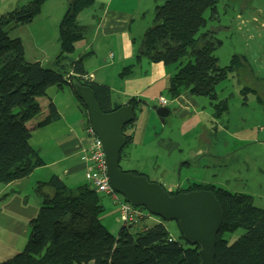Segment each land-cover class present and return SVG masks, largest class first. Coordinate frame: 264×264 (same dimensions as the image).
Returning <instances> with one entry per match:
<instances>
[{
    "label": "trees",
    "instance_id": "1",
    "mask_svg": "<svg viewBox=\"0 0 264 264\" xmlns=\"http://www.w3.org/2000/svg\"><path fill=\"white\" fill-rule=\"evenodd\" d=\"M66 1L65 12L57 25L59 51L51 61L52 69L38 62L28 63L21 40L9 34L14 28L30 24L47 0H31L0 16L1 185L25 180L34 170L44 166L38 151L30 146L29 141L32 131L43 129L60 118L52 102L48 101L44 114L39 105L38 100L46 98V92L51 87L58 91L67 88L74 97L85 133L89 129L87 113L74 93V84L90 88L104 114L123 105H131L133 120L121 128L126 140L123 149L132 143L131 129L138 112L137 99L130 98L123 105L113 102L107 86L83 78L88 76L83 64L85 57L72 58L76 44L85 40L91 28L89 23L80 24L77 17L95 8V0ZM219 1L165 0L157 5L151 26L145 30L140 41L132 40L135 45L133 63L123 67L117 77L120 80L132 77L143 61L161 64L172 71L164 91L167 99L175 100L186 93L194 99H207L215 119L227 113V101L218 100L216 88L229 75L239 76L241 71L250 67L237 53L230 57L228 65H219L214 53L221 46V41L207 29L208 20L217 19ZM98 9H102L101 4ZM206 11L209 13L208 20L204 17ZM32 121L36 123L29 128L27 124ZM83 148L84 182L69 186L55 175L45 182H37L34 192L40 204L36 215L28 222L26 244L19 253L0 264L200 263L198 247L186 243L181 234L180 241L173 240L163 225L164 220L143 207L130 205L114 191L97 192L86 178L91 162L86 146ZM130 173L145 176L134 171ZM164 191L171 197L193 191L210 192L214 196L221 208V223L215 236L213 264H264V209L254 206L252 196L230 193L206 183H190L184 188ZM103 196L113 200L118 207L121 227L116 237L99 219L103 213ZM239 229L244 233L228 244L224 235Z\"/></svg>",
    "mask_w": 264,
    "mask_h": 264
},
{
    "label": "crops",
    "instance_id": "2",
    "mask_svg": "<svg viewBox=\"0 0 264 264\" xmlns=\"http://www.w3.org/2000/svg\"><path fill=\"white\" fill-rule=\"evenodd\" d=\"M27 1L29 0H0V16L25 5ZM126 2L127 0H95V8L98 9L99 4H101L102 9L95 10L94 7L91 9L90 31L87 37L85 36V40L80 43L78 54L72 58L76 60L80 57H85L83 64L86 75H92L91 82L107 86L111 91V100L113 102L123 105L130 98L137 99L138 112L134 126L131 129L133 136L132 143L130 144L131 148L133 149L134 145L138 148L142 146L144 137L148 135L149 127H152L154 122L158 121L151 107L162 106L159 103V97L164 98L168 102L166 107L170 111L163 125L166 126L170 118H174L179 122L177 132L179 142H173L174 144L172 145V139H168L169 137L165 138L166 141L159 139L156 147L159 150L167 151L168 148L171 150L178 149L180 142L183 143V140L190 136L189 134L193 129L194 132L198 130L196 126L202 123V121L209 125L214 123L221 127L220 129L218 127H210L214 138L218 132L228 133L227 125L221 126L220 122L213 118L211 113L204 112L198 99H194L186 93L175 100H169L165 97L164 91L172 71L165 69L161 64H148L143 61L136 67L132 77L124 80H120L117 77V74L123 67L133 63L135 45H133L132 40L135 42L139 41L144 30L151 26L153 11L157 6L154 2L148 8V11H151L152 15L149 13L150 16L146 20L143 15L144 10L134 5L136 3L135 0L127 4ZM65 9L66 6L62 1L53 0V3H50V0H47L42 6L40 13L30 24L10 30L9 34L12 38L21 40L25 59L28 63L38 62L42 65V61H52L57 55L58 52L55 55L50 54L45 56L42 54L37 43L42 41L40 39L46 36V30L50 27L49 23H56L55 29L57 31L58 22ZM43 19L44 22L38 24ZM252 23L254 30H258L260 34L264 33L263 16L258 14V16L252 17ZM246 32L248 33L249 30L247 29ZM240 55L245 61V56L241 53ZM247 64L250 67V71L246 69L241 75L242 80L245 82L244 86L264 90V85L258 83L259 80L257 81L253 77L254 71L252 70L253 65H256V70H258L264 64V50L257 54V57L252 62H248ZM38 101L44 114L48 100L39 99ZM202 115L203 117L206 116L207 120H202ZM59 116V120L51 125L32 131L29 144L38 151L39 156L44 162V166L34 170L25 180L12 182L8 185L0 184V263L19 253L26 244L29 230L28 222L34 218L40 204V200L34 192L37 182H45L52 175L58 176L61 179H67L68 182L76 177L71 183L81 184L84 182L82 175L84 162L81 159V150L86 146L87 138L85 135L83 137L78 136V131L74 128L76 124L70 121L69 117ZM200 120L202 121L200 122ZM140 122H142L141 125H139ZM57 124L60 126V132L58 136H55V129L51 128ZM80 124L85 133L82 119ZM27 126L30 128L31 123L29 122ZM174 128L175 130L177 129V127L170 123V129L174 130ZM38 133L37 139L33 140L34 135ZM43 134L46 135L43 136ZM159 135L156 134L155 136L159 137ZM194 138L187 140L195 141L196 139ZM32 141L34 146L31 145ZM43 147L46 149V156L43 152ZM213 148L212 154L214 158L219 157L220 154L222 155V153L216 150L217 147L214 146ZM203 153L198 148L192 155H197L195 157H198ZM184 162L182 165L185 167H189L191 164H187L186 161ZM61 164L65 165L61 176L57 173V170L54 174L41 172V170ZM5 194L8 195L3 197ZM32 196L34 199L30 203Z\"/></svg>",
    "mask_w": 264,
    "mask_h": 264
},
{
    "label": "rangeland",
    "instance_id": "3",
    "mask_svg": "<svg viewBox=\"0 0 264 264\" xmlns=\"http://www.w3.org/2000/svg\"><path fill=\"white\" fill-rule=\"evenodd\" d=\"M58 1H62L65 6L67 5L66 0ZM132 1L127 0L126 4ZM135 2L137 4L134 3V5L144 10L143 15L147 20L152 15L148 8L154 2L159 5L164 0H135ZM50 3H53V0H50ZM95 10L97 9L95 8ZM216 10V20H208V11L204 13V17L208 20L207 29L214 32L215 37L221 41V46L214 53L218 58L219 65H228L230 57L235 55L234 53H241L245 56L247 62H252L257 54L264 50V33L260 34L258 30L252 28V17H256L258 14L264 17V0H220ZM91 13L89 10L80 14L77 21L80 24L89 23ZM236 14L239 16L235 17ZM43 22L44 19L38 24ZM49 26L46 30V36L40 39L42 41L36 42L45 56L55 55L59 49V42L57 36H55L57 34L56 23H49ZM242 26L243 28H241ZM247 29L249 30L248 33L246 32ZM79 45V43L76 44L72 57L78 54ZM42 66L52 69L51 61H42ZM252 70L254 71L253 77L264 85V64L258 70H256V65H253ZM243 71L239 76H236L237 74L229 75L228 79L216 88L218 100L227 101L228 112L220 115L217 120L221 126L227 125L228 133L218 132L214 138L210 127H218L219 129L221 127L214 123L209 125L202 121L207 120V117L202 115V120H200L202 123L196 126L198 130L195 129L194 132L193 129L189 134L190 136L187 137V139L195 137V141L184 139L176 150L170 148L167 151L159 150L156 148L159 139L166 141L165 138L169 137L168 139H172V145L173 142H179L177 137L179 122L174 118H170L165 126L157 121L154 122L152 127H149L148 135L144 137L142 146L138 148L134 145L132 149L130 145L123 149L119 162L120 169L125 172L134 171L143 174L152 182L162 184L167 191L184 188L190 183L212 184L230 193L251 195L254 206L264 209V90L244 86L245 82L241 78ZM42 100L52 102L59 115L69 117L70 121L76 124L74 128L77 129L79 137L85 135L80 124L82 117L77 102L67 88L58 91L51 87L46 92V98ZM198 101L201 103L204 112L212 113V106H210L207 99L200 98ZM30 123L33 127L36 122L32 121ZM170 123L177 129L171 130ZM141 124L142 122L139 123V125ZM59 128L58 124L51 128L55 129V136H58ZM156 134H160L159 137L155 136ZM45 135L43 134V136ZM38 136L39 133L35 134L33 140L37 139ZM31 145L34 146L33 141ZM214 146L217 147L218 152L222 153L216 158L212 154ZM164 148L166 149V147ZM198 148L204 153L195 157L197 155L192 154ZM43 152L46 156L44 147ZM184 161L191 163L190 166L185 167L182 165L181 163ZM56 167L53 166L41 170V172L54 174L57 170V173L61 176L65 165L61 164ZM61 180L69 186L79 184L71 183L73 180L69 182L67 179ZM33 199L32 196L30 203ZM101 203L103 213L99 217L100 222L111 235L116 237L121 227L118 207L113 200L105 196L101 197ZM163 225L173 240L180 241V233L174 221H164ZM243 233L244 231L239 229L233 233L225 234L223 238L228 244H231Z\"/></svg>",
    "mask_w": 264,
    "mask_h": 264
},
{
    "label": "water",
    "instance_id": "4",
    "mask_svg": "<svg viewBox=\"0 0 264 264\" xmlns=\"http://www.w3.org/2000/svg\"><path fill=\"white\" fill-rule=\"evenodd\" d=\"M74 93L86 109L89 128L101 143L106 177L112 191L132 206L145 208L164 221H174L183 240L198 247L199 264H213L215 236L221 223V208L210 192L193 191L169 196L161 185L149 182L145 176L122 171L120 151L126 144L121 128L133 120V107L123 105L104 114L94 99V92L85 86L73 85ZM163 125L169 116L165 106H153Z\"/></svg>",
    "mask_w": 264,
    "mask_h": 264
},
{
    "label": "built area",
    "instance_id": "5",
    "mask_svg": "<svg viewBox=\"0 0 264 264\" xmlns=\"http://www.w3.org/2000/svg\"><path fill=\"white\" fill-rule=\"evenodd\" d=\"M83 78L90 80L91 76ZM159 103L162 106H167L168 104V102L162 97H159ZM86 134L88 135L86 151L89 153L88 160L91 162L90 167L87 169L88 172L86 173V178L92 182L97 192H112L105 174L106 167L104 163V153L101 148V143L93 135L90 128L86 130Z\"/></svg>",
    "mask_w": 264,
    "mask_h": 264
},
{
    "label": "bare ground",
    "instance_id": "6",
    "mask_svg": "<svg viewBox=\"0 0 264 264\" xmlns=\"http://www.w3.org/2000/svg\"><path fill=\"white\" fill-rule=\"evenodd\" d=\"M88 76H91V75H88ZM92 78V77H91Z\"/></svg>",
    "mask_w": 264,
    "mask_h": 264
},
{
    "label": "clouds",
    "instance_id": "7",
    "mask_svg": "<svg viewBox=\"0 0 264 264\" xmlns=\"http://www.w3.org/2000/svg\"><path fill=\"white\" fill-rule=\"evenodd\" d=\"M166 107V106H165Z\"/></svg>",
    "mask_w": 264,
    "mask_h": 264
}]
</instances>
